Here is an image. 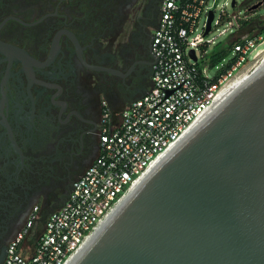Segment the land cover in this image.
Masks as SVG:
<instances>
[{
    "label": "flooded vegetation",
    "instance_id": "1",
    "mask_svg": "<svg viewBox=\"0 0 264 264\" xmlns=\"http://www.w3.org/2000/svg\"><path fill=\"white\" fill-rule=\"evenodd\" d=\"M160 3L0 0V264L18 234L36 240L108 120L148 91Z\"/></svg>",
    "mask_w": 264,
    "mask_h": 264
},
{
    "label": "water",
    "instance_id": "2",
    "mask_svg": "<svg viewBox=\"0 0 264 264\" xmlns=\"http://www.w3.org/2000/svg\"><path fill=\"white\" fill-rule=\"evenodd\" d=\"M68 264H264V59L155 157Z\"/></svg>",
    "mask_w": 264,
    "mask_h": 264
},
{
    "label": "built area",
    "instance_id": "3",
    "mask_svg": "<svg viewBox=\"0 0 264 264\" xmlns=\"http://www.w3.org/2000/svg\"><path fill=\"white\" fill-rule=\"evenodd\" d=\"M216 2L161 0L150 43L155 64L148 91L108 120L96 158L73 183L64 203L47 216L33 243L18 234L1 264H68L155 157L191 131L222 92L254 67L264 51L255 53L264 47V35L239 32V23L250 18L245 11L241 17L231 15L233 22L222 6L215 17ZM225 21L227 38L235 39L228 52L232 56L210 66L207 50L216 43L205 38Z\"/></svg>",
    "mask_w": 264,
    "mask_h": 264
},
{
    "label": "rangeland",
    "instance_id": "4",
    "mask_svg": "<svg viewBox=\"0 0 264 264\" xmlns=\"http://www.w3.org/2000/svg\"><path fill=\"white\" fill-rule=\"evenodd\" d=\"M230 3L231 0H217L216 6L214 8V16L217 17V15L219 14V10L222 6H224V11L227 14V19L230 21L234 22V19L231 18V15H236L238 13V16L241 17L244 14L243 11H245L247 17L257 15L256 20L252 22V25L249 24L247 28H250L253 25H257V23L259 22L264 23V0H235L233 7L230 6ZM225 24L226 21L225 23H221L218 27H216V30H214L213 28L211 32L206 36V41H213L216 44L223 42L228 35V29L224 27ZM211 49L212 47L208 48V53L211 52ZM262 50H264V47L258 49L255 53H260ZM231 56L232 54L227 53V55L223 58V62H226Z\"/></svg>",
    "mask_w": 264,
    "mask_h": 264
},
{
    "label": "trees",
    "instance_id": "5",
    "mask_svg": "<svg viewBox=\"0 0 264 264\" xmlns=\"http://www.w3.org/2000/svg\"><path fill=\"white\" fill-rule=\"evenodd\" d=\"M257 16V15H256ZM256 16L253 15L251 16L248 20L246 21H241L238 26V30L240 33H254V32H259L262 35H264V23L259 22L257 25H253L250 28H247L250 25H252V22L256 20ZM256 26V27H255ZM235 42V39L232 37H229L225 39L221 43H217L214 45L211 49V52L208 54V59H209V65H214L218 63L220 60H222L227 53L229 52L231 45Z\"/></svg>",
    "mask_w": 264,
    "mask_h": 264
},
{
    "label": "bare ground",
    "instance_id": "6",
    "mask_svg": "<svg viewBox=\"0 0 264 264\" xmlns=\"http://www.w3.org/2000/svg\"><path fill=\"white\" fill-rule=\"evenodd\" d=\"M264 59V53L261 54L260 58L254 65V67L245 75H243L240 79H238L236 82H234L227 90L222 92V94L219 96L218 100L219 102L213 103L211 107L208 109L207 113H205V116L201 118L200 121L195 123V125H198V123L202 122L204 117H207L212 111H214L221 103H223L236 89H238L243 83H245L255 72L256 68L258 67L261 60ZM193 125V127L195 126ZM193 129V128H192ZM191 129V130H192Z\"/></svg>",
    "mask_w": 264,
    "mask_h": 264
}]
</instances>
